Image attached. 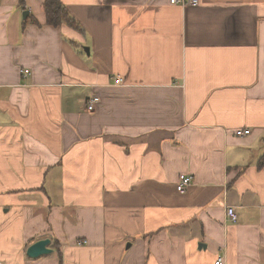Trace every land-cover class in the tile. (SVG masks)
Returning <instances> with one entry per match:
<instances>
[{
	"label": "crops",
	"instance_id": "obj_1",
	"mask_svg": "<svg viewBox=\"0 0 264 264\" xmlns=\"http://www.w3.org/2000/svg\"><path fill=\"white\" fill-rule=\"evenodd\" d=\"M44 1L0 0V261L264 264V0Z\"/></svg>",
	"mask_w": 264,
	"mask_h": 264
},
{
	"label": "built area",
	"instance_id": "obj_2",
	"mask_svg": "<svg viewBox=\"0 0 264 264\" xmlns=\"http://www.w3.org/2000/svg\"><path fill=\"white\" fill-rule=\"evenodd\" d=\"M171 4H180L183 7H187V6H197L200 4L201 0H169ZM25 72V74H28L30 71L28 69L23 70ZM125 81L121 76H116L114 78L113 81V85H120L123 84ZM100 100V97L95 95L92 96L89 101H88V105L87 108L89 111H94L96 109V103ZM251 130L249 128L246 129H238L236 130V135L238 136H243V135H248L250 134ZM193 178L192 175L190 174H181L180 178H179V182L177 184V189L179 192L183 193L187 190V188L190 186V184L192 183ZM226 214L228 219L231 222H237L239 217H238V213L235 209V206L232 205H228L226 207ZM78 244L82 245V244H86L87 240L83 239V240H79L77 242ZM0 264H4L3 262L0 261ZM214 264H224V259L223 257L219 256Z\"/></svg>",
	"mask_w": 264,
	"mask_h": 264
},
{
	"label": "trees",
	"instance_id": "obj_3",
	"mask_svg": "<svg viewBox=\"0 0 264 264\" xmlns=\"http://www.w3.org/2000/svg\"><path fill=\"white\" fill-rule=\"evenodd\" d=\"M42 10L45 13V24L55 27L66 24L69 27L83 32L80 22L71 14L67 8V5L62 0H45ZM37 23L38 26L44 25V23L39 21H37ZM260 165H264V159Z\"/></svg>",
	"mask_w": 264,
	"mask_h": 264
},
{
	"label": "water",
	"instance_id": "obj_4",
	"mask_svg": "<svg viewBox=\"0 0 264 264\" xmlns=\"http://www.w3.org/2000/svg\"><path fill=\"white\" fill-rule=\"evenodd\" d=\"M50 239H41L37 242H35L33 245L29 246L28 248V255L31 257H36L45 253H49L52 251L48 246L50 243Z\"/></svg>",
	"mask_w": 264,
	"mask_h": 264
}]
</instances>
